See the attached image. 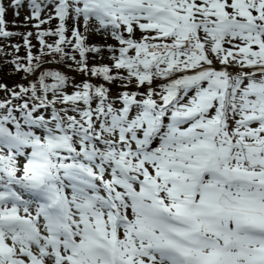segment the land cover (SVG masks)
Instances as JSON below:
<instances>
[{"label":"snow or ice","instance_id":"6c2138e0","mask_svg":"<svg viewBox=\"0 0 264 264\" xmlns=\"http://www.w3.org/2000/svg\"><path fill=\"white\" fill-rule=\"evenodd\" d=\"M14 36L0 264H264V0H0Z\"/></svg>","mask_w":264,"mask_h":264},{"label":"rangeland","instance_id":"374dc122","mask_svg":"<svg viewBox=\"0 0 264 264\" xmlns=\"http://www.w3.org/2000/svg\"><path fill=\"white\" fill-rule=\"evenodd\" d=\"M7 3V0H6ZM30 12L29 10H27L26 8H21L20 9V16L16 17L14 15V11L12 9H9L8 11V17H7V25H6V29L8 31H15V32H20V33H25V32H33L35 33L36 29H34L32 27V23L34 22H26L25 21V16L29 15ZM56 21H53L51 26L55 27L56 26ZM48 27V25H41V28H46ZM31 43L33 45H37V47L33 48V52L35 53L38 49V42L36 41V39L33 37L29 38ZM46 39H49L46 37ZM88 43L89 44H104L105 40L103 39V37L93 34L91 36H89L88 38ZM107 43H114L112 40H108ZM12 44H20L21 48L19 52H16L15 49L11 48ZM0 47H3L6 50V54L5 55V59L9 58V53H15L16 55H26L25 49L23 47V37L22 36H14V37H10L7 40H5L3 37H0ZM95 61L98 62H107L109 61L107 59V53L105 52V59L103 61L97 59H94ZM9 65L7 64H0V83L6 84L9 88L13 87L14 85H16L17 83H24V80L22 79V75L21 73H15V74H11V68L8 67ZM70 76H75V82L79 83L81 81V76L78 73H68ZM69 91H71L72 89L69 88ZM117 93V87L114 86L113 88V92L112 95L114 96ZM4 96V93L2 90H0V98H2Z\"/></svg>","mask_w":264,"mask_h":264},{"label":"trees","instance_id":"16d2710c","mask_svg":"<svg viewBox=\"0 0 264 264\" xmlns=\"http://www.w3.org/2000/svg\"><path fill=\"white\" fill-rule=\"evenodd\" d=\"M0 49H3V52H0V64L3 63V64L9 65L8 67L11 68V73H16L15 70H14V68H13V66L11 64H9V63H6V61H10L13 58L12 55H9V58L5 59V55H7L6 54V50L3 47H0ZM21 57H23V56H21Z\"/></svg>","mask_w":264,"mask_h":264}]
</instances>
